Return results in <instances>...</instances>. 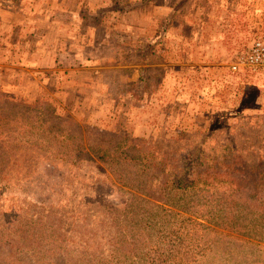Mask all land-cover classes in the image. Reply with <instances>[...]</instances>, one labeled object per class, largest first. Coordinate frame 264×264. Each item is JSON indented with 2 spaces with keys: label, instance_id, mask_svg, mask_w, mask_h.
<instances>
[{
  "label": "rangeland",
  "instance_id": "1",
  "mask_svg": "<svg viewBox=\"0 0 264 264\" xmlns=\"http://www.w3.org/2000/svg\"><path fill=\"white\" fill-rule=\"evenodd\" d=\"M257 41L264 0H0V264H170L172 246L193 251L195 223L228 236L204 264H264V223L217 227L201 199L166 207L178 224L150 173L100 163V137L84 142L103 131L185 150L183 136L227 127L262 140L264 65L241 61Z\"/></svg>",
  "mask_w": 264,
  "mask_h": 264
},
{
  "label": "trees",
  "instance_id": "2",
  "mask_svg": "<svg viewBox=\"0 0 264 264\" xmlns=\"http://www.w3.org/2000/svg\"><path fill=\"white\" fill-rule=\"evenodd\" d=\"M0 102L2 106L8 104L3 99H0ZM261 119L241 117L236 125L244 126V123H247L258 129ZM256 121L259 123H255ZM94 130L98 132V129ZM216 132L219 137L214 136ZM99 133L100 136L92 138L87 130L85 138L88 142L84 140L85 144L89 145L91 142H97L96 137H100L99 143L97 142V161L105 165L109 162L110 167L124 165L131 171L135 168L142 174L150 173L151 179H148L146 188L161 192V196H157V201L164 207L156 206L159 210L173 214L166 208L169 207L188 213L197 206L206 208L205 204L196 205L201 199H208V202L211 199L209 204L213 206L214 211L209 217L214 216L219 220L217 227H225L230 223L233 228L235 223L237 226L239 221L246 220V216L249 215L251 221L264 223V138L261 140L258 135H254L243 142H237L233 129L227 127L214 129L205 135L195 132L191 135L192 139L185 140L183 136L180 141H185V147H188L185 150H180L179 147L172 150L165 149L162 145H149L127 136L121 137L118 143H115L120 135H111L103 131ZM255 138L257 142L253 141ZM118 176L122 177V175ZM136 176L140 175L136 174ZM129 184L130 187L135 188L132 183ZM183 195H186L187 201H182ZM196 199L198 201H195ZM230 212H234V215L229 214ZM175 216L179 218V220L175 219L178 224L188 221L186 218H181L178 213ZM247 222L250 223L249 220ZM195 224L198 228L193 224L184 225L183 239H188L186 241L190 245L195 243L193 251L203 252L202 257L205 261L202 260L199 264H204L211 257L214 258V254L216 257L213 262L223 259L226 255L215 253L214 242L216 246V242H220L221 239L225 241V236H228L221 233V230ZM203 231L204 237H202ZM262 234L264 235V232ZM190 245L184 246L188 248ZM172 248L175 249V254H180L182 257L174 259L170 264H195L196 256L190 253L193 251H182L178 246Z\"/></svg>",
  "mask_w": 264,
  "mask_h": 264
},
{
  "label": "built area",
  "instance_id": "3",
  "mask_svg": "<svg viewBox=\"0 0 264 264\" xmlns=\"http://www.w3.org/2000/svg\"><path fill=\"white\" fill-rule=\"evenodd\" d=\"M242 64L247 67L257 68L264 65V44L255 42L249 51L241 58ZM237 66L233 65L232 70L235 71Z\"/></svg>",
  "mask_w": 264,
  "mask_h": 264
},
{
  "label": "crops",
  "instance_id": "4",
  "mask_svg": "<svg viewBox=\"0 0 264 264\" xmlns=\"http://www.w3.org/2000/svg\"><path fill=\"white\" fill-rule=\"evenodd\" d=\"M17 43H18V41H16V42H13V41H9V42H7V44H9V47H10L11 49H15V47H17ZM9 47H8V48H9ZM16 49H18V48H16ZM13 53H14V51L12 52L11 55H9L8 59H9V58L12 59V57H13ZM8 64H10V63L8 62ZM16 64H17V65H20V62L17 61ZM16 64H15V65H16ZM35 64H36V63H35ZM11 65H12V64H11Z\"/></svg>",
  "mask_w": 264,
  "mask_h": 264
}]
</instances>
